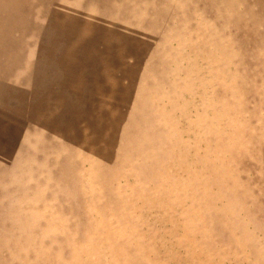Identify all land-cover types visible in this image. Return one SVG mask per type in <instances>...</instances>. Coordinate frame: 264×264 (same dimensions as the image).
<instances>
[{
    "label": "rangeland",
    "instance_id": "rangeland-1",
    "mask_svg": "<svg viewBox=\"0 0 264 264\" xmlns=\"http://www.w3.org/2000/svg\"><path fill=\"white\" fill-rule=\"evenodd\" d=\"M0 264H264V0H0Z\"/></svg>",
    "mask_w": 264,
    "mask_h": 264
},
{
    "label": "crops",
    "instance_id": "crops-1",
    "mask_svg": "<svg viewBox=\"0 0 264 264\" xmlns=\"http://www.w3.org/2000/svg\"><path fill=\"white\" fill-rule=\"evenodd\" d=\"M43 100H44V99H43ZM54 101H55V100H54ZM45 102H48V101H44V103H45ZM50 102H51V101H50Z\"/></svg>",
    "mask_w": 264,
    "mask_h": 264
},
{
    "label": "bare ground",
    "instance_id": "bare-ground-1",
    "mask_svg": "<svg viewBox=\"0 0 264 264\" xmlns=\"http://www.w3.org/2000/svg\"><path fill=\"white\" fill-rule=\"evenodd\" d=\"M11 3V2H10ZM12 4V3H11ZM13 5V4H12ZM4 48V47H3ZM5 49V48H4Z\"/></svg>",
    "mask_w": 264,
    "mask_h": 264
}]
</instances>
